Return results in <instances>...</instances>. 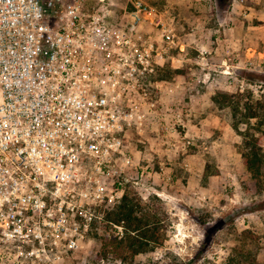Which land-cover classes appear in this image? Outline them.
I'll list each match as a JSON object with an SVG mask.
<instances>
[{
  "label": "built area",
  "instance_id": "1",
  "mask_svg": "<svg viewBox=\"0 0 264 264\" xmlns=\"http://www.w3.org/2000/svg\"><path fill=\"white\" fill-rule=\"evenodd\" d=\"M115 1L0 0V264L87 262L145 176L131 135L159 112L177 28Z\"/></svg>",
  "mask_w": 264,
  "mask_h": 264
},
{
  "label": "rangeland",
  "instance_id": "2",
  "mask_svg": "<svg viewBox=\"0 0 264 264\" xmlns=\"http://www.w3.org/2000/svg\"><path fill=\"white\" fill-rule=\"evenodd\" d=\"M262 1L146 0L174 19L179 47L165 55L159 112L132 132L145 176L127 194L150 209L161 241L128 262L118 248L123 226L108 213L81 251L83 264H264V192L245 187L242 135L232 109L213 100L243 93L264 105V55L250 54L264 52V16H247L264 12ZM115 3L120 15L125 0ZM256 133L264 151V134Z\"/></svg>",
  "mask_w": 264,
  "mask_h": 264
},
{
  "label": "trees",
  "instance_id": "3",
  "mask_svg": "<svg viewBox=\"0 0 264 264\" xmlns=\"http://www.w3.org/2000/svg\"><path fill=\"white\" fill-rule=\"evenodd\" d=\"M251 98L250 94L245 96L243 93L219 92L213 100L220 107L232 109L236 119L235 128L243 138V164L249 177V185L245 187L252 190L253 194H261L264 192V151L256 131L264 134V105L256 101L254 107L249 102ZM240 122L248 123L244 130L239 129ZM149 210L142 208L134 197L126 194L121 203L108 214V221L123 226L118 248L127 252L128 262H132L136 255L153 249L161 241L158 228L154 227L156 223L148 220ZM205 234L209 236L210 233L206 231ZM172 264L187 263L181 261Z\"/></svg>",
  "mask_w": 264,
  "mask_h": 264
},
{
  "label": "crops",
  "instance_id": "4",
  "mask_svg": "<svg viewBox=\"0 0 264 264\" xmlns=\"http://www.w3.org/2000/svg\"><path fill=\"white\" fill-rule=\"evenodd\" d=\"M259 1L261 2L262 0H255V2H258L259 3ZM262 3H263V1H262ZM255 9V8H254ZM256 10V9H255ZM264 12H262V11H258V10H256L255 12L253 11V9L250 11V12H248V14H247V16L248 17H263L264 15ZM252 52L254 53V54H256L257 56L260 54V55H264V52H261L258 48H256V47H251V51H250V54H252Z\"/></svg>",
  "mask_w": 264,
  "mask_h": 264
}]
</instances>
